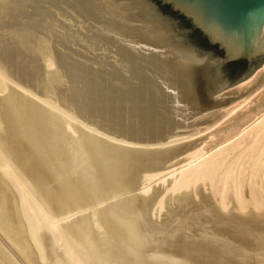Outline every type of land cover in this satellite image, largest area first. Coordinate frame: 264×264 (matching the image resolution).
<instances>
[{
  "label": "bare ground",
  "instance_id": "bare-ground-1",
  "mask_svg": "<svg viewBox=\"0 0 264 264\" xmlns=\"http://www.w3.org/2000/svg\"><path fill=\"white\" fill-rule=\"evenodd\" d=\"M250 79L211 126L147 143L0 70V264H264V69Z\"/></svg>",
  "mask_w": 264,
  "mask_h": 264
},
{
  "label": "water",
  "instance_id": "water-1",
  "mask_svg": "<svg viewBox=\"0 0 264 264\" xmlns=\"http://www.w3.org/2000/svg\"><path fill=\"white\" fill-rule=\"evenodd\" d=\"M263 64L264 0H0V70L126 141L211 126Z\"/></svg>",
  "mask_w": 264,
  "mask_h": 264
},
{
  "label": "rangeland",
  "instance_id": "rangeland-1",
  "mask_svg": "<svg viewBox=\"0 0 264 264\" xmlns=\"http://www.w3.org/2000/svg\"><path fill=\"white\" fill-rule=\"evenodd\" d=\"M263 69H264V64L262 65V67H260L259 69H257V70L253 73V75L250 76L248 79H246V80H244V81L238 83V84L235 85L234 87L228 88V89H226V90H224V91H222V92H220V93L214 95V96H213V101H219V100H222V99H228V98L235 97V96L231 95L230 93H231L232 91H234V90L237 88V86H239V85H241V84H243V83H247L246 81H250V80H251L250 78H252V77L254 78V77L256 76V74L259 73L260 70L262 71ZM254 75H255V76H254Z\"/></svg>",
  "mask_w": 264,
  "mask_h": 264
}]
</instances>
